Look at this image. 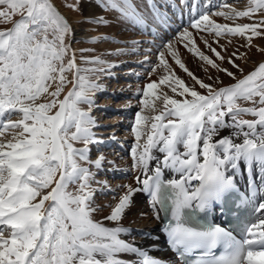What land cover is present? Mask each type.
Returning <instances> with one entry per match:
<instances>
[{"label":"snow or ice","instance_id":"snow-or-ice-1","mask_svg":"<svg viewBox=\"0 0 264 264\" xmlns=\"http://www.w3.org/2000/svg\"><path fill=\"white\" fill-rule=\"evenodd\" d=\"M87 2L104 11L115 10L134 29L161 39L131 0ZM84 3L74 0L64 6L81 15L77 23L107 24L103 16L83 17ZM173 4L165 0L164 6L174 12L179 8L181 17L188 15L192 29L213 36L217 44L238 36L251 48L254 37L264 38V0H247L244 10L203 0H173ZM149 7L153 24H169L170 17L153 0ZM216 7L220 10L212 11ZM258 14L256 22L234 26L213 19L234 22ZM0 24L11 25L0 28V264H167L121 238L130 230L120 221L137 193L149 198L157 219L163 213L169 221L168 243L181 264H264V62L237 79L205 55L193 33L184 28L174 41L236 80L216 87L219 78L213 83L199 79L181 61L173 41L157 46L158 63L148 75L161 70L164 74L133 93L140 105L131 125L135 142L130 170L136 173L135 186L119 185L124 192L114 205H97L98 193L113 190L106 179L96 177L119 169H105L103 154L91 159L90 145L102 141L93 131L97 124L90 112L94 95L104 89L98 82L101 74L111 77L119 65L102 56L83 55L94 49H80L78 63L73 22L53 0H0ZM107 39L99 35L87 42ZM201 39L216 59L224 60L207 39ZM132 44L135 54L140 42ZM257 50L264 53V48ZM128 51L118 49L116 55ZM168 56L194 81L192 86L176 76ZM148 60L145 55L143 62ZM228 63L243 73L232 58ZM165 88L182 99L170 96ZM241 101L251 106L244 107ZM253 167L260 171V184L250 175V194H240L237 207L248 213L240 231L234 234L224 222H206L211 210L225 214L229 198L239 192L236 178L243 179L246 171L251 174ZM70 185L76 186L74 191L68 190ZM106 207L110 214L96 220L94 214ZM104 221L116 226L108 227ZM124 255L136 259L126 261Z\"/></svg>","mask_w":264,"mask_h":264},{"label":"rangeland","instance_id":"rangeland-1","mask_svg":"<svg viewBox=\"0 0 264 264\" xmlns=\"http://www.w3.org/2000/svg\"><path fill=\"white\" fill-rule=\"evenodd\" d=\"M218 1L219 0H216L215 2H213L212 0H203V2L212 3L214 5ZM221 1L222 0L219 1V5H220V3H222V4L227 3V4L231 5L232 7H235L238 10H244V8L247 6V0H226L224 2H221ZM53 2L57 6L60 13L62 15H64L70 22H73V26L78 27L79 32L81 31L80 35L75 36V42L72 45L73 48L77 50V61H78V63H79V57L81 55L79 52L80 49H94V51L85 52V53H83V55H85V56H102L103 59H105L111 63H115V64L119 65L118 67L113 68L111 70V73H112L111 77L101 74V79L98 82L103 84L104 89L102 91L97 92L94 95V97H93L94 107L92 108V110L90 112V115L95 119L96 124H97V127H95L93 129L96 137L102 141L101 143H103L105 141L104 144H108V142H110L111 143L110 149L113 150L112 152L114 154H112V153L110 154L108 152V151H110V149L106 150L107 152H105V150H103L100 153V152H98L99 147H97L100 144H98V145L94 144V145H90V152L93 154V155H91V153H90V155H91L90 157H91V159L93 158V160H94V159H97L101 154H103V156H104V153H105L106 155L108 154L107 156L110 155L112 160H114V157L116 158V155L119 154L118 157L121 158V160L119 158H116L115 159L116 164H119L120 162L123 163L125 159L127 160L130 157V160H128L129 162H127L125 160V165H127V163L131 165L130 151H131L132 145L135 142L134 137L131 134V125L134 122L135 113L137 111H139V109H140L139 98L134 97L133 93L137 90V88L142 90L144 85L147 84L148 82L155 81V80L157 81L159 79V76L164 74L163 71L161 70L158 73V75L153 74V75H151V77H149V75H148V73L151 71V67L158 63V60H157L158 49L153 50V51L151 49V51L149 52V51H147L148 50L147 47L144 48L143 42H140L138 50L135 52V54H133L130 51L133 48L132 42L137 41V40L143 41L144 40L143 35H146L147 33H143L141 35H137V33H136L137 36L134 37V35L132 34L131 31L134 32L136 30L133 27L130 28L129 24H127V23L125 24V22H123L120 19L118 12H114V13L110 12V14H108L106 11L101 10L100 8H97L94 3H88L87 0H85V3L83 5V17H89L92 14L103 16L105 18V20L107 21V24L102 25V26H97L94 24L86 23V22L77 23L76 21H79L82 19L81 15L64 6L67 3L74 2V0H53ZM142 2L144 3V5H146V4L147 5L146 6L140 5L139 7H142V8H138V10L140 12H142L144 15H145V13L151 12L148 0H142ZM216 10H219V8L218 7L213 8L212 11H216ZM114 15L116 17H114ZM18 18L19 17H17V19ZM213 19L217 23H222V24L226 23V24H229L230 26H234L233 25L234 23L230 24L229 22H227L229 20H224L223 17L213 16ZM242 19H244L246 22L254 23L259 19V14L251 20L248 18H239V20H242ZM150 25L152 27H159L160 26L157 24H155V26H153L152 22L150 23ZM7 27H11V25L10 24H7V25L6 24H0V28H7ZM128 28L131 31L129 30V32H128V30H127ZM168 28H170V27H168ZM188 28H189V31L193 33V36L195 37L197 46H198V43L199 44L202 43V46L200 45L201 48H199V49L205 55L209 56L210 58H212L211 57L212 52L209 50L208 47L203 46L204 42L201 39L202 36L205 39H208L209 43L212 45V47L216 48V50H218V51L221 50L219 48V46H223V47L226 46L223 40L233 39L236 37L235 36V37L222 38L219 40V44H217L214 42L213 36H210L207 33L197 32L196 29H192L191 27H188ZM155 30L157 31V29H155ZM181 31H183V29ZM176 34H173L172 36H170L169 41L174 42V46L177 50H180V49L183 50V55L185 54V55L189 56V58H187L185 56V59L182 60L181 57H183V55L181 54L180 55L181 61L182 62H184V61L191 62L190 59H193L192 60L193 62L195 61V63H197V62L200 63L201 60L197 56H195L191 52H189L183 46L182 43H176L174 41V38L177 37V35H178V34L177 35ZM99 35L107 36L108 39L106 41L98 42V43H88L87 42L90 37L99 36ZM255 43H257V46L255 45ZM252 44L254 45L253 47L249 48L248 46H246V48L244 50L242 49L243 51L241 53H237L235 56H230V57L227 56L226 58H224L223 61H221L223 64L224 63L227 64L229 58H232L234 60V62L237 65H239L241 69H243V73H241L237 68L232 69L234 72L236 71L235 76L237 79L242 78V75H247L248 73L253 71L255 69V67H257L260 62H264V53H261L260 51L257 50V48H264V38L254 37L252 40ZM229 46L233 47L235 45L230 44ZM118 49H128L129 51L127 54L116 55V52ZM235 49H236V47H235ZM160 50H163L162 47L160 48ZM144 51H145V53H144ZM184 51H185V53H184ZM180 52H182V51H179V54H180ZM108 53H112V55H108ZM145 55H147L149 57V60L147 62H143ZM241 56H243L244 58L243 59L240 58ZM251 57L252 58L254 57V59H255L253 62V65L251 67H249V69H246L244 67V65H246L247 63L250 62ZM167 59H168L169 63H174L171 56H168ZM212 59L215 60V62H220V60L216 59V57H214ZM201 63H202V61H201ZM178 68L179 67H177V66H174V67L172 66V70L175 72L176 76L178 73L181 72L180 68L179 69ZM135 74L139 75V79H137V75H135ZM223 74L225 75V77L227 76L224 72H223ZM154 75H155V77H154ZM92 78L94 79L95 77H92ZM233 80L234 79H232V78H228V80L226 79L225 81H220L221 83H217L215 86L216 87H217V85H218V87L229 86V85L234 84L236 82V80H234V81ZM207 83H210V82H207ZM70 87H71V85H68L65 88V93L67 92L68 88H70ZM121 89H124V91H121ZM202 94H206V92H202ZM240 103L244 107H248V106H245V104H248L251 106V104L248 102L246 103L244 101H241ZM81 107L84 108L85 110H87L88 106L87 105H81ZM13 118L15 119V117H13ZM241 118L253 119L254 117H252L250 115H243ZM112 137H115V138H112ZM124 142H126V143H124ZM115 143H120V144L124 143L122 145V148L124 147V150H126L125 152H127L125 155L126 157H124V156L122 157L123 151L120 148L121 147L120 145L116 146L117 150H118V151H116V148L114 147ZM80 146H82V145H80ZM128 146H130L129 153L127 151ZM104 147H106V146H104ZM96 152H98V153L95 154ZM118 152H120V153H118ZM128 167H130V166L128 165ZM114 172L117 173L115 175H118V177L121 175L124 176L123 170L122 171L120 170L118 172L114 171ZM108 174L110 175V173H108ZM128 177H130V176H128ZM131 177L128 180H130ZM96 178L98 180H102L103 177L97 176ZM106 180H108L109 181L108 183L110 184L111 178H106ZM120 180H118V181H120ZM118 181H117V178L112 179V182L110 184L111 188L114 189V187H115L114 185ZM124 181H127V180L124 179L118 183L122 184ZM75 187H76L75 185L70 186L68 190L74 191ZM114 191H117V190H114ZM106 193H109L110 196H108V197L105 196ZM106 193L104 195H102L103 197H101V199H98L99 198L98 194L96 195L95 199H96V203L98 205L104 204L111 197L113 199V195H115L116 197L118 196L117 193H113L112 191H106ZM103 198H104V200H102ZM97 213H100V212H97Z\"/></svg>","mask_w":264,"mask_h":264},{"label":"bare ground","instance_id":"bare-ground-1","mask_svg":"<svg viewBox=\"0 0 264 264\" xmlns=\"http://www.w3.org/2000/svg\"><path fill=\"white\" fill-rule=\"evenodd\" d=\"M212 1L215 2L216 0H212ZM131 2L136 6L137 9L138 8H142V7H139L140 5H144L142 0H131ZM153 2L156 5H158V6L160 5L161 6L160 11L166 12V14L170 17V22L171 23L176 24V23L179 22V19H181L179 8H177V10L174 12L172 10V7H171L170 11H168L166 9V7L164 6L165 5V0H153ZM170 2L173 4V0H168V3H170ZM148 3H149V0H148ZM203 3L208 4L206 2H203ZM146 5H144V6H146ZM174 6L175 5L173 4V7ZM150 10H151V12L145 13V17L148 18L149 24L152 22V14H153L152 8H150ZM227 22H229L230 24H233V23L234 24L249 23V22H246L244 19L239 20V18H237L234 22L230 21V20L227 21ZM152 25L155 26V24H153V22H152ZM168 27H171V26L169 24H165V25H160L159 27H153V28L157 29L156 32L158 34H161V33L166 32L167 29L169 30ZM73 28L75 29V36L81 34V31L79 32V28L78 27L73 26ZM148 34H150V33H148ZM157 40L159 41V39H157ZM223 41H224L226 46H224V47L219 46V48L221 50L220 51L216 50V51L219 52L221 56H223V57L225 56L224 58H226L227 56H229V57L233 56V53H236V54L237 53H241L247 46V40L245 38L238 37V36H236L233 39H226V40H223ZM229 41H231V42H229ZM230 44H233L235 46L231 47V46H229ZM200 45L202 46V43L201 44L198 43L199 48H201ZM255 45L257 46V43H255ZM203 46L206 47L205 44H203ZM235 47H236V49H235ZM178 51H182V52H180V55L181 54L183 55V50L180 49ZM184 53H185V51H184ZM185 56L187 58H189L188 55L184 54L183 57H181V59L184 60ZM211 57L212 58L215 57L214 53H211ZM190 60H191V62L184 61L183 63L199 79L203 80L206 83L207 82L213 83V81H215L217 77L219 78V81H225L226 79L228 80V78H231V77H228V76L225 77L223 72H217L216 69L211 68L209 65H206L203 62L201 63V61H200V63L199 62L195 63V61L194 62L192 61L193 59H190ZM254 60H255L254 57L253 58L251 57L250 62L247 63L246 65H244V67L246 69H249V67H251L253 65ZM216 63L220 64V66L222 68H226V69H228L229 71H231V72H233L235 74L236 71L234 72L232 70V69H234V67L231 64L230 65L228 63L227 64L226 63L223 64L221 61L220 62H216ZM169 64L171 66H173V67L177 66L175 64V62L174 63H169ZM177 67H179V66H177ZM205 69H207V71H205ZM177 76L180 77L181 79H183L185 81V83L188 84L189 86H192L194 84V81H192L191 78L183 70H181V72L178 73ZM209 76L212 77V80H209ZM154 77H155V75H154ZM217 87H218V85H217ZM196 90L200 91L201 93L205 92V90L200 89L198 85H196ZM165 91L168 92V94L170 96H173L174 98L182 99L181 97L175 96V94H173L167 88H165ZM222 134L223 135H227L228 133L227 132H223ZM77 146L79 147L80 145H77ZM120 148L125 153L126 150H124V148H122V147H120ZM108 152H112V151H108ZM107 155L104 153V157H105L104 168L105 169L116 168V169H119V170H117V172L120 171V170H123L124 174L125 173L126 174H131V176L132 175L133 176L131 177L130 180L124 181L123 183L121 182L122 184L116 183L114 185L115 187H114V189L112 188V190H113L112 192L118 194V196L116 197L115 200L112 199V197H111L104 204H100V205H105V204L114 205L118 201V197L121 194H123V192H124L123 188H119L117 186L125 185V184H132L133 185V183H135L134 176L136 175V173L132 172L130 170V167H128V165H125V160L126 159L124 160L123 163L120 162L119 164H116L114 162V160H112L111 156L110 155L107 156ZM118 156H119V154L116 155V158H118ZM114 159H115V157H114ZM128 160H130V157L126 161L129 162ZM109 162H112V163H109ZM107 172L110 173V175L114 173V171H107ZM251 174L255 175L256 180L260 184V180H259L260 171H259V169L256 168V167H253ZM251 174L246 171L245 174H244L243 179H247ZM239 180H241V178L238 176L236 178V181H239ZM133 186H135V185H133ZM114 190H117V191H114ZM105 193H106V191H105ZM104 194H99L98 193V197H99L98 199H101V197H103L102 195H104ZM102 200H104V198ZM110 211H111V208L110 207H106L100 213H97V214L95 213L94 214V218L96 220H103V217H105L108 214H110ZM104 223L108 227L116 226V224L114 222L104 221ZM120 225L123 226L124 228L130 230L128 233L122 234L121 238H124V239H126L128 241H133L135 243V245H137L140 248L148 251L149 255H151V256L158 255V254L161 253L162 245L160 243L159 236H158V233H157V228L159 226V221L156 218L155 211H153L150 208L149 201L146 198H144L140 193H137L135 195L134 203H133L132 207L127 211V213L123 217V219L120 221ZM122 258L125 259L126 261L127 260H135L136 259V257L130 256V255H124V256H122Z\"/></svg>","mask_w":264,"mask_h":264}]
</instances>
